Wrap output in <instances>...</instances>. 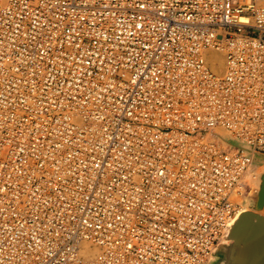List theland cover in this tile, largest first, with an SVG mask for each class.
<instances>
[{
	"label": "built area",
	"instance_id": "1",
	"mask_svg": "<svg viewBox=\"0 0 264 264\" xmlns=\"http://www.w3.org/2000/svg\"><path fill=\"white\" fill-rule=\"evenodd\" d=\"M259 154L264 0H0V264H204Z\"/></svg>",
	"mask_w": 264,
	"mask_h": 264
},
{
	"label": "water",
	"instance_id": "2",
	"mask_svg": "<svg viewBox=\"0 0 264 264\" xmlns=\"http://www.w3.org/2000/svg\"><path fill=\"white\" fill-rule=\"evenodd\" d=\"M258 211L242 212L225 239L230 238V242L241 250L239 261L235 264H264V213ZM225 241L219 246L226 244Z\"/></svg>",
	"mask_w": 264,
	"mask_h": 264
},
{
	"label": "bare ground",
	"instance_id": "3",
	"mask_svg": "<svg viewBox=\"0 0 264 264\" xmlns=\"http://www.w3.org/2000/svg\"><path fill=\"white\" fill-rule=\"evenodd\" d=\"M213 53H215V56L212 58L213 59V63H214V65H216V64H221V66H222V68H223V66H224V60H223V57L219 54V53H217V52H213ZM216 70L217 71H220L219 69H217L216 68ZM261 157H263V156H261V155H256V157H255V159H261L262 160V158ZM258 160V161H259ZM258 171V170H257ZM256 172V171H255ZM257 174V173H256ZM260 178V177H259ZM253 182V181H252ZM259 185V186H258ZM257 186V188L255 189V191L257 192L256 193V195H257V200L255 201L256 203H254V205L256 206V209H257V207L258 206H261V208L260 209H264V178L263 179H260L259 180V184H258ZM255 186V185H254ZM252 192V191H251ZM250 192V193H251ZM249 194V193H248ZM246 199V197H245V192L244 191H242V192H239L238 193V200H239V203L240 204H242L243 202H244V200ZM247 200V199H246ZM255 200V199H254ZM244 204V203H243ZM253 205V206H254ZM255 209V208H254ZM255 209V210H256ZM247 209L245 208V206H243V208H241L240 207V209H239V214H238V216H237V219L240 217V215H241V213L242 212H244V211H246ZM257 210H259V209H257ZM260 211V210H259ZM262 211V210H261ZM228 241H231L230 240V238L229 239H227L225 242L227 243ZM95 252H97V249H93V251L91 252V254H94Z\"/></svg>",
	"mask_w": 264,
	"mask_h": 264
},
{
	"label": "rangeland",
	"instance_id": "4",
	"mask_svg": "<svg viewBox=\"0 0 264 264\" xmlns=\"http://www.w3.org/2000/svg\"><path fill=\"white\" fill-rule=\"evenodd\" d=\"M261 156H263V157H261L262 160L261 159L260 160L258 159L259 161L257 159L254 160L253 169H254V171H256L255 174L256 173L257 174H256L254 179L250 180L251 187L247 188L246 191H245V197H246L247 200L245 199L244 202H243L244 204L242 203L239 206L241 208H243V206H245V208L247 210H255L254 208H256V206L254 205V203H256L255 201L257 200V195H256L257 192L255 191V189L259 186L258 185L259 184V180L264 178V154H261ZM259 210H262V211H258V212L264 213V209L263 208L259 209Z\"/></svg>",
	"mask_w": 264,
	"mask_h": 264
},
{
	"label": "crops",
	"instance_id": "5",
	"mask_svg": "<svg viewBox=\"0 0 264 264\" xmlns=\"http://www.w3.org/2000/svg\"><path fill=\"white\" fill-rule=\"evenodd\" d=\"M240 256L241 250L239 247L228 241L226 244L219 246L216 253L204 264H235L239 261Z\"/></svg>",
	"mask_w": 264,
	"mask_h": 264
}]
</instances>
